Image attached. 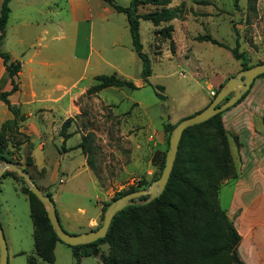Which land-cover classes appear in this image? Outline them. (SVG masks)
<instances>
[{
    "label": "rangeland",
    "instance_id": "obj_1",
    "mask_svg": "<svg viewBox=\"0 0 264 264\" xmlns=\"http://www.w3.org/2000/svg\"><path fill=\"white\" fill-rule=\"evenodd\" d=\"M25 1L16 0L10 5L20 17L24 15L34 22L22 27L13 20L9 26V46L18 61L36 51L35 59L47 64L27 63L19 78L23 82L28 79L31 65L41 70L38 79H60L67 87L76 81L78 88L90 86L96 82L97 74L114 72L135 83L146 82L136 89L110 86L100 95L83 94L77 100L79 112L71 116L73 121L67 129L71 136L64 144L58 135L51 138L41 132L40 137L31 132L21 148L24 158L19 166L26 168L39 186L42 183L38 175L43 169L47 171L49 189L43 186L42 189L51 195L61 224L71 233L94 229L103 222L106 212L103 207L109 203L108 208L117 192L137 185L142 179L151 184L154 177H159L160 158L169 148L170 125L200 111L206 102L208 105L219 83L242 69L240 60L229 49L200 41L199 35L212 34L230 47L237 46L248 54L251 64L264 60V0H256L254 9L248 0H172L170 7L180 11L171 21L174 25L171 37L156 32L168 23L155 26L151 20L141 18L143 50L149 55L153 69L146 80L141 75L143 63L133 49L125 13L107 5L105 0H64L59 9L64 32L58 33L63 37L52 40V35L58 32L56 7L48 0H29L27 8ZM114 1L128 6L131 0ZM106 5L108 11L103 9ZM160 7L145 4L139 7V12ZM20 35L33 46L18 44L15 38ZM57 44L58 49L54 48ZM1 49L6 50V44ZM155 85L164 86V98L157 94ZM18 95L14 98H20ZM27 110L32 112L31 106ZM35 119L33 115L28 122ZM83 137L86 147L90 145L93 150V168L88 164V153L82 149L80 154L76 153L77 157L68 159ZM43 142L44 149L40 146ZM233 143L230 139L234 154ZM69 146H72L69 154L63 153ZM28 158L33 165L27 164ZM22 185L11 175L0 177V223L7 243L8 264H27L28 255L37 257L30 204L21 191ZM230 198L231 188L222 186L219 202L223 209H227ZM138 202L144 204V200ZM64 210L71 215L69 221L63 215ZM95 215L96 221L88 228V219ZM11 245L24 253L15 255L11 248L10 254ZM109 250L108 243L101 244L92 255L83 256L81 264H104L100 254ZM36 264L76 262L71 246L57 241L55 260L47 262L37 257Z\"/></svg>",
    "mask_w": 264,
    "mask_h": 264
},
{
    "label": "trees",
    "instance_id": "obj_2",
    "mask_svg": "<svg viewBox=\"0 0 264 264\" xmlns=\"http://www.w3.org/2000/svg\"><path fill=\"white\" fill-rule=\"evenodd\" d=\"M10 2L11 0H3L0 10V56L11 79L12 88L9 91H0V100L7 104L13 117L4 121L0 128V163L10 161L20 165L21 162L15 154L20 150L21 145L29 140V135L20 131L26 116L10 101L9 95L19 88L17 75L21 69V62L12 60L10 53L1 49L11 12ZM105 2L118 12L126 14L133 49L143 63L141 75L147 79L152 75L153 69L149 55L143 50L140 19L151 20L155 26L168 23L165 29L156 32L171 37L174 30L171 21L178 17L180 8L170 7L171 0H131L128 6L118 4L114 0H105ZM255 3L256 0H248L252 9ZM145 4L161 7L139 12V7ZM197 38L229 49L233 56L240 60L242 69L253 65L249 61L248 54L239 51L237 46L230 47L212 34L199 35ZM263 75L264 73L258 77ZM95 81L87 89V94H96L99 90L110 86L138 88L135 82L119 76L117 72L97 74ZM223 83L215 90V95ZM155 88L157 94L164 98L162 93L164 86L155 85ZM249 90L237 103L248 94ZM223 112L184 130L171 175L164 191L158 197L144 204H129L118 211L111 221L106 236L86 244H68L72 248L76 264H81L83 256L92 255L98 246L104 243L110 246L108 253L100 254L104 264H245L237 252L241 236L219 202L222 182L238 176L231 150V137L222 119ZM72 121L73 117H68L62 124L60 134L64 140L71 136L67 129ZM176 124L170 125V133ZM85 143L86 138L83 137L77 147L88 153V164L93 168V150L90 145L86 147ZM165 158L166 153L160 158L161 171L165 165ZM31 161L28 158L27 164H32ZM23 169L27 171L26 168ZM4 175H11L15 180L23 183L21 191L28 197L33 221L35 253L38 258L53 262L56 243L62 240L52 227L45 205L17 172L6 170L2 176ZM156 178L158 176L154 177ZM149 184V181L142 179L137 185L117 192L112 200L132 190L148 187ZM45 194L51 196L49 193ZM147 197L142 196L140 199ZM106 206L103 207L104 211ZM101 224L102 222L97 227ZM37 257L28 255L27 264H36Z\"/></svg>",
    "mask_w": 264,
    "mask_h": 264
},
{
    "label": "crops",
    "instance_id": "obj_3",
    "mask_svg": "<svg viewBox=\"0 0 264 264\" xmlns=\"http://www.w3.org/2000/svg\"><path fill=\"white\" fill-rule=\"evenodd\" d=\"M15 1L16 0H11L10 4L12 5ZM2 2L3 0H0V10ZM48 2H51V5L55 6L57 9L55 14L58 20V32L52 35V40H59L63 35L60 36L58 33L60 31H62V33L64 32L63 26H61L62 23L60 24L59 21L60 2H64V0H48ZM25 4L27 8H29L30 1L26 0ZM107 5L103 8L105 11H108ZM13 20L16 21L18 26L22 27L29 26L34 21L24 15L20 17L11 6V12L6 25V36L1 43V47L3 44H6V50L4 51L10 53L12 60L18 61L14 49L9 46V39L11 37L9 26L12 24ZM45 33H47L46 30ZM15 39L20 45H30L29 48L33 46L32 42L28 43L25 41L26 39L24 36L20 35ZM38 39H41V37L39 36L37 40ZM38 44L41 45V40H38ZM56 46L57 47L54 48L58 49L60 45L57 44ZM24 52L26 53L25 55H27L28 50ZM36 55V51H33L27 56V59L19 61L21 62V69L17 75L19 88L9 95V99L14 105H17L21 113L26 116V119L22 122L20 127L21 132L29 136H31V132H35L40 137L41 132H45L50 134L51 138L58 135L63 140V143H65L70 136L64 140V137L60 134L62 124L67 117L76 115L79 112L77 100L86 93L91 85L78 88L76 81L70 87H67L65 84L61 83L60 79H38L41 70L34 68L32 65L28 66V79H25V82H23L19 78L23 75L24 67L27 63L33 65L47 64L46 61H37L35 59ZM145 83V81H142L135 84L139 87L141 84ZM221 83L223 82H220L219 85ZM11 88V79L6 73L3 59L0 56V91H9ZM104 89L105 88L99 90L96 94L100 95V92ZM16 94H19L18 96H20V98H14ZM29 106H31L32 112L27 110ZM205 106H207V102L201 109ZM224 112L222 119L227 132L234 142V158L238 172L237 177L226 179L221 184L220 188L225 185L231 188L230 202L225 210L234 222L241 236L237 247L240 259L245 264H264V75L255 79L250 91L241 101L229 107ZM33 115L36 119L28 122L29 118ZM12 117L13 113L8 108L7 104L1 100L0 128L4 121ZM26 143L27 142L23 143L20 150L15 154V157L19 158L20 162L23 161L24 158L20 151L22 146L26 145ZM40 146L44 149L45 143H41ZM70 147L72 146L67 147L66 150L63 149V153L69 154L71 150L69 149ZM72 149L76 150L73 155H68V159L77 157L76 153L80 154V147ZM82 164L81 161V165ZM46 174L47 171L43 169L38 176L40 177L43 188L48 190L49 185L45 179L47 177ZM60 181H63V179H60ZM17 182L20 184L19 181ZM36 183L38 184L37 181ZM42 186L39 187L44 193ZM84 211L85 210L82 209V212ZM63 215L66 217L67 221L70 220L71 215L68 211L64 210ZM93 221H96V215L88 219V228L92 227ZM11 248L15 255L24 253L21 248L11 245L10 254Z\"/></svg>",
    "mask_w": 264,
    "mask_h": 264
},
{
    "label": "water",
    "instance_id": "obj_4",
    "mask_svg": "<svg viewBox=\"0 0 264 264\" xmlns=\"http://www.w3.org/2000/svg\"><path fill=\"white\" fill-rule=\"evenodd\" d=\"M263 73L264 61L241 69L238 73L230 76L223 83L214 99L207 106H205L200 111L190 116L184 117L180 121H178L169 138V148L166 152L165 165L160 176L154 179L148 187L132 190L116 198L106 209L104 221L102 222V224L95 229L79 233H71L67 231L61 224L54 200L51 198V196L41 191L36 181L21 166L10 161L1 162L0 177L5 173L6 170H13L23 177L29 189L45 205L48 218L60 240L69 245H78L93 242L98 238L106 236L111 221L118 211L122 210L129 204H141L138 202L140 200H144V203L150 202L152 199L158 197L164 191L176 160L182 134L187 127L204 122L212 116L223 112L229 107L235 105L237 101L241 99L242 96L251 88L255 79ZM142 196L148 197L146 199H140V197ZM0 264H8L7 243L1 223Z\"/></svg>",
    "mask_w": 264,
    "mask_h": 264
},
{
    "label": "built area",
    "instance_id": "obj_5",
    "mask_svg": "<svg viewBox=\"0 0 264 264\" xmlns=\"http://www.w3.org/2000/svg\"><path fill=\"white\" fill-rule=\"evenodd\" d=\"M181 75H182V74H181ZM214 93H215V91H214ZM214 93H213V94H214Z\"/></svg>",
    "mask_w": 264,
    "mask_h": 264
}]
</instances>
